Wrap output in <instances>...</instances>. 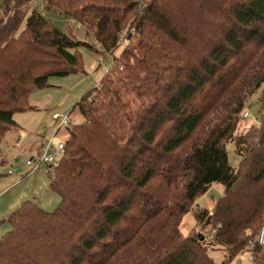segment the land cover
Returning a JSON list of instances; mask_svg holds the SVG:
<instances>
[{
    "label": "trees",
    "instance_id": "trees-1",
    "mask_svg": "<svg viewBox=\"0 0 264 264\" xmlns=\"http://www.w3.org/2000/svg\"><path fill=\"white\" fill-rule=\"evenodd\" d=\"M28 1L0 0V141L33 89L83 71L78 47L98 51L47 14L81 23L102 52L128 42L77 101L83 121L47 173L57 207L10 212L0 264H217L209 249L223 248L227 264L263 222L264 0H43L46 13L25 16ZM259 88L261 121L234 137L235 169L225 141ZM211 184L212 210L193 214L206 234H183Z\"/></svg>",
    "mask_w": 264,
    "mask_h": 264
},
{
    "label": "rangeland",
    "instance_id": "rangeland-1",
    "mask_svg": "<svg viewBox=\"0 0 264 264\" xmlns=\"http://www.w3.org/2000/svg\"><path fill=\"white\" fill-rule=\"evenodd\" d=\"M44 7L45 2L43 0H30L26 2L23 9L25 16H28L32 10L46 13ZM47 16L60 31L65 33L70 32L72 38L89 42L98 51L96 53L93 50L78 47L77 54L83 71L69 73L68 75H50L45 85L33 89L28 96V106H33L34 108L15 111L14 121L25 132L27 137L20 144H16V134L14 132H5L0 141V177H13L17 178L18 181L17 186H13L4 196H0V238L11 228L6 219L10 214V210L13 211L20 207L24 199L31 200L32 203L42 207L46 211L54 210L59 202V195L50 188V178L45 170L37 169L30 174H26L30 170L26 165V160L30 156L26 151L22 150V145L30 139H37L38 137L49 139L55 135L59 125L51 119L53 112L61 114L69 113L71 128L81 123L83 117L78 108L77 101L80 100L84 93L98 84L106 70L112 66L114 58L119 56L121 50L128 42L122 38V34L117 48L112 52H102L100 50L102 49L100 43L96 41L92 32H88L81 23L72 17L59 15L58 12L47 14ZM24 24L25 20L20 24V30L24 28ZM131 43L135 44L136 39H132ZM122 66L121 62L114 66L110 70L109 76L115 79L117 77L115 73L121 70ZM261 93V88L256 89L246 99L244 107L250 116L247 118L238 117L231 138L225 141L229 164L235 169L239 168L241 157L234 149V137L246 132L249 126H258L260 124L263 114L259 100ZM132 97H134V93H130L127 96L123 95V98L126 100H130ZM138 103V100H133L132 107L136 108ZM69 129L60 128L58 135L62 139H67ZM14 169H17V171L13 175H6L8 170ZM221 190L222 187L219 184H214L206 191L205 195L203 193L195 199L190 207V211L193 213L188 212L183 216V227H181L183 234L190 233L191 231L206 234L207 228H204L197 220H194L193 214L202 209L210 212L212 209H209V207L220 196ZM12 200H17V204L10 209L9 204ZM204 200L207 203L206 206ZM196 203L199 205L196 206ZM261 219L264 221V211ZM255 230L256 228L251 231L254 233ZM209 254L217 264H224L223 261L228 255L224 248L209 249ZM227 264H234V259L230 260Z\"/></svg>",
    "mask_w": 264,
    "mask_h": 264
},
{
    "label": "built area",
    "instance_id": "built-area-1",
    "mask_svg": "<svg viewBox=\"0 0 264 264\" xmlns=\"http://www.w3.org/2000/svg\"><path fill=\"white\" fill-rule=\"evenodd\" d=\"M241 115L244 118L249 117V112L243 109ZM51 119L56 121L59 125L55 135L46 139L40 146L39 151L36 154L31 155L26 160V165L30 168V171L37 169H43L46 173L50 172L52 167L56 166L64 154L66 138L62 139L58 135L60 128H67L71 124V118L68 114H61L53 112ZM13 172L9 170L8 173ZM214 231H212L210 236ZM246 234L249 236L245 246L236 254L234 264H263L264 259V221L259 228L253 233L250 229L246 230Z\"/></svg>",
    "mask_w": 264,
    "mask_h": 264
},
{
    "label": "crops",
    "instance_id": "crops-1",
    "mask_svg": "<svg viewBox=\"0 0 264 264\" xmlns=\"http://www.w3.org/2000/svg\"><path fill=\"white\" fill-rule=\"evenodd\" d=\"M99 43V42H98ZM102 50V49H100ZM99 83V82H98ZM33 109V106H27L26 109ZM36 108V107H35ZM13 119H14V114H13ZM54 121V120H53ZM7 132H14L16 134V144H20L23 139H25L27 137V135L25 134V132L19 127V126H14L12 128H10ZM46 139H44V137L41 138H37V139H30L28 142H26L24 145H22V150L26 151L28 153L29 156L36 154L39 149L41 144L45 141ZM13 172L11 173H6V175H13L17 169L12 170ZM32 171L29 170V172H26V174H30ZM18 185V181L17 178H13V177H0V196H4L13 186H17ZM214 185L211 184L209 186V188ZM208 188V189H209ZM207 189V190H208ZM206 194V192L204 193V195ZM23 201H31L29 199H24ZM34 202V201H33ZM205 206L207 205V203L205 202ZM17 204V200H12V202L9 204L10 209L12 207H14ZM42 205V204H41ZM196 206H198L199 204L196 203ZM213 204L209 207V209H212ZM18 207V206H17ZM40 207V206H39ZM42 208V207H41ZM12 210H10L11 212ZM9 212V213H10ZM189 213H193L192 211H189ZM184 220V219H183ZM195 220V219H194Z\"/></svg>",
    "mask_w": 264,
    "mask_h": 264
}]
</instances>
